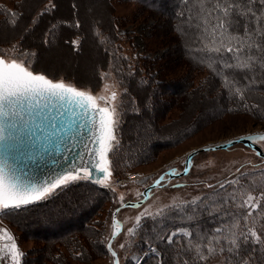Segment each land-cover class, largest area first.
<instances>
[{"label": "snow or ice", "instance_id": "6c2138e0", "mask_svg": "<svg viewBox=\"0 0 264 264\" xmlns=\"http://www.w3.org/2000/svg\"><path fill=\"white\" fill-rule=\"evenodd\" d=\"M180 4L184 5V10L177 15L185 25L194 27L200 34L203 47L196 51L217 54L223 68L243 72L247 81L245 86L234 87V81L227 75L223 76V86L243 102V108L259 110V104H248L245 93L250 86L264 91V78L259 75L264 73V0H180L176 7L179 8ZM55 8L56 4L49 0L39 16L51 13ZM10 15L13 17L11 23L15 26L19 14ZM61 23L69 24L68 21H59L51 25L49 32L54 34V29ZM69 26L80 28L81 24L76 20ZM67 42L79 48V39ZM11 52L14 55L6 58L9 53L0 49V216L46 201L79 181L109 187L114 157L121 146L120 114L116 106L101 107L98 101L105 104L114 102L117 93L113 91L110 97H97L90 91L66 83L63 78H49L47 74L32 70V58L36 53L21 52L17 45H13ZM207 66L220 74L212 63H207ZM105 75L102 74L101 78ZM244 139L254 143L264 142V134ZM89 140L95 147L89 146ZM81 145L83 150L77 151ZM188 155L186 164L190 166L193 153ZM256 155L262 156L264 153L257 151ZM9 159H28L37 167L43 161L46 165L61 167L62 171L40 183L24 181L14 165L8 163ZM187 170L186 167L185 172ZM236 171L240 175L234 179H227L218 185L207 184L211 192L196 196L191 201L165 206L177 210L183 208L193 216L204 212L212 215L215 212L219 218L220 214H225L231 220V223L221 220V226L195 242V234L186 228H178L166 237L160 236L170 246L179 243L177 237L188 238L180 249L174 251L195 253V261L189 255L188 258H181L179 264H190V261L203 264L212 257L221 256L222 264H264V224L257 226L260 218L264 217V190L254 195L255 187H246V174L240 169ZM171 174L180 173L173 169ZM165 175L159 177L156 186L165 179ZM120 203L121 207H139L137 203L126 204L123 196ZM229 203L238 209L237 213L221 212ZM118 212L120 208L113 213V231L107 241L112 264H120L112 243L122 231V222L116 219ZM163 213L164 209L155 214L145 210L136 216V226L127 229L128 235H136L144 216L154 219ZM0 239L10 241L0 250L3 252L0 259L21 264L24 253L12 233L0 228ZM119 247L123 249L126 245L121 243ZM149 251L158 256L156 248L150 247ZM157 264L163 262L158 260Z\"/></svg>", "mask_w": 264, "mask_h": 264}, {"label": "rangeland", "instance_id": "374dc122", "mask_svg": "<svg viewBox=\"0 0 264 264\" xmlns=\"http://www.w3.org/2000/svg\"><path fill=\"white\" fill-rule=\"evenodd\" d=\"M17 1L18 0H0V5L12 9ZM33 1L35 2V0L31 2L33 3ZM76 1V16L83 26L82 31L79 30L78 32L84 33V36L87 34L86 39L80 44L82 45L80 50L76 52L71 51L65 39L57 42V39L54 38L53 35L47 38L48 43L43 41V36L39 37V39L26 36V34L30 35L28 34L30 28L27 26L28 21L25 19L27 16L29 17L34 10L33 6L30 8L31 2H27V6L24 5V9L26 11L31 10V12L27 16H22L21 25H18L19 27L17 26V29L12 31L10 29H4V27L0 28V42L19 37L22 34L27 40V45L33 43L36 46L35 48L38 51V60L35 63L36 68L48 73L57 70L56 72L74 78L75 81L79 82V85L84 81H90L93 78L91 74L94 75L95 72L96 57L97 55L101 56V50H96L94 38L90 34V28L98 19L100 22L109 23V18H107L108 12L106 6L102 5L101 2L95 0ZM55 2L58 5L55 13L58 15L64 14V17L69 16L67 18L69 24L73 23L74 4L71 3L70 0H55ZM113 4V14L117 18L122 22L124 19L130 20V22L122 28L119 40L114 44L117 50V56L124 60L130 72L134 71L138 58H143L144 56L151 58L154 56L157 57L167 50L168 46L165 45L162 47V40L159 39L157 35H150V29L152 27L153 29L157 28L153 25L152 19L141 17L143 20H133L131 18L137 9L134 4L118 2H113ZM27 7L30 9H27ZM65 7L68 9V12L65 10ZM83 17L86 18L85 22V18ZM54 19L55 18H52L51 20ZM69 24H63L64 26H62L65 27L64 29H72ZM25 27L28 29H25ZM54 33H56V31ZM7 35L8 37L5 38ZM12 47L13 44L0 46V49L9 53L6 58H11V56L14 55V53L11 52ZM118 72V69L113 71L112 69H107L103 73L107 75L102 78L98 88H93V85L91 88H87L86 85L78 88L90 91L91 94L97 97H110L111 93L115 91L117 93L116 101H109L108 104H105L103 101H98V104L101 107L116 106L119 112L121 94L124 89L117 79L116 74ZM202 76L203 75L196 76V83L201 81L200 78ZM70 78L64 80L66 83L73 84L72 82L74 81ZM93 80L91 82H93ZM181 80V78L177 80L173 78L167 84H172L173 87H179L181 85ZM132 84L137 94V105L141 111L139 112L140 114L135 115L133 119L130 120V118H128L126 121L127 130H129L130 134L129 142H126V144L131 153L143 150L146 154L151 151L149 149L154 146V143L164 141V139L170 137L165 135L170 131L169 129L158 130L155 128L157 126H153L152 123L156 125L157 121H159L160 124H166L170 120L177 118L179 112L178 109L172 108L167 115L163 113L162 116H159L162 106L160 104L161 100L163 98L169 100L170 98H174L175 95L171 96L172 92L165 86L166 84H161L159 89L156 88L155 91H149L147 89L145 91V89L136 87L133 82ZM105 86H107V88ZM161 95H163V98ZM149 96H152L153 99L151 100ZM180 96L181 93L176 96V99H179ZM162 104L167 106L165 103ZM211 105L212 102L208 100L202 102L198 100V103L195 104L201 111L208 109ZM168 109L169 106L166 110ZM256 134H264V120L260 122L242 113H225L219 117H214V120L207 124H200L199 127L185 138L176 142L174 141V144L157 148L151 161L139 165L138 167L131 168L130 170H126L121 174L112 175L109 182L110 186L107 188L113 192L114 199L111 205L110 203H105L100 213H97L94 226L92 224L94 235L100 240L99 242L101 245H105L113 231L112 218L114 210L121 206L120 197L123 196L124 202H135L140 200L142 198V191L150 184L156 182L161 175L165 174H167L165 175V179L161 181L159 186L155 185L148 191L147 199L139 205V207L120 208V212L116 213V219L122 222V231L112 243L120 259V264L126 259H130L135 264H140L142 259L146 256L145 252L141 254L130 252L136 237L135 235L130 236L127 233L128 228L136 226V216L144 213L145 210L153 214L157 213L160 209H164V213L169 212L172 209L166 208L165 206L180 204V202L183 201H191L192 198L196 196L211 192V189L206 187L207 184L218 185L227 179H234L240 175V173L236 171L237 169H240L241 172L246 174V187L249 185L254 186L255 191L253 194L258 195L261 190H264V160L256 155L254 149L238 141L226 146V148H216L212 150L217 144L224 145L229 143L232 139L239 138V136L246 138ZM255 144L261 149L262 153H264V142H255ZM203 147L206 148L201 149ZM194 150L196 151L191 156V165L189 166L186 164V158H188V154ZM186 167L188 168L187 172H185ZM173 169L177 170L180 174L172 175L171 171ZM118 178L123 179L122 183H116ZM242 183H244V181H242ZM97 186L103 187L101 185ZM72 193L74 197L82 194L80 198L78 197L80 203L77 200V202H74L72 200L68 201L67 198H65L63 200V205V201L56 200L53 204L43 207L44 210L48 211L47 215L44 214L46 212H41V209L35 210L30 213L29 216L23 218L21 224H24L23 226L26 227L25 229L28 232H36V234L41 236L54 235L56 233H61L63 230H71L73 227L79 226L83 222L84 213L88 210L91 203L88 199H83V194L86 193H81V191H73ZM55 210L57 211L56 213ZM80 211L82 212L80 213ZM221 212L225 213L223 210H221ZM44 217L47 220L44 219ZM149 217L150 216L146 215L142 220ZM61 225H63V227H60ZM0 228L8 229L12 233L19 249L24 253V256L27 254L26 257L33 260V264H112L110 253H101V255H97L90 260H84L82 256L79 255L78 251H74V254L66 252L61 259V263L52 260V262H50L48 259L41 257L35 258L34 247L37 243L32 242L28 238H19L17 230L1 219V216ZM9 243L10 241L0 239V250L4 249V246ZM81 243L83 244V242ZM121 243H124L126 247L123 249L120 248L119 245ZM85 248L87 249L86 245ZM0 255H3V252H0ZM0 264H11V261L10 259H0ZM29 264H31V262H29ZM209 264L218 263L217 260H214Z\"/></svg>", "mask_w": 264, "mask_h": 264}, {"label": "trees", "instance_id": "16d2710c", "mask_svg": "<svg viewBox=\"0 0 264 264\" xmlns=\"http://www.w3.org/2000/svg\"><path fill=\"white\" fill-rule=\"evenodd\" d=\"M31 1L32 0H18L12 9L0 5V28L4 27V29H10L12 31L17 29L21 25L22 16H27L31 12V10L24 11L25 3ZM70 1L74 5L77 2L76 0ZM95 1L101 2L102 5L106 6L109 23L106 24L102 21L100 22L98 19L90 28V34L94 38L96 50H101V56L97 55L95 60L96 68L94 75L92 74V77L95 78L93 82H91L92 80H87L79 85V82L75 81L74 78H70L68 75L63 73H58L56 72L57 70H54V72L57 73L54 74V72L48 73L44 70L36 68L35 63L38 60V51L35 48L36 46L33 43L27 45V40L22 34L19 37L0 42V46L13 44L17 45L19 51L21 52L36 53L35 57L32 58V70L38 73L47 74L49 78L53 79L70 78L74 81L72 83L77 87H83L86 85L87 88H91L93 85V88H98L102 81L101 76L107 69H112V71L115 69L119 70L116 74L117 79L124 89L121 94V102L119 106V135L121 146L117 155L114 157L112 167L113 175L121 174L126 170H130L131 168L138 167L139 165L151 161L157 148L174 144V141L176 142L185 138L188 134L192 133L197 127H199L200 124H207L214 120V117H219L225 113H242L260 122L264 120V91H261L255 86H250L246 91L245 94L248 104L260 105L259 110L253 111H248L243 108V102L239 101L235 96L231 95V93L227 91V89L223 86V76L227 75L230 80H233L234 87H243L247 84V81L244 79V73L239 70L223 68L217 54L196 51V49L203 47L200 41V34L194 27L189 28L185 25L183 19L177 15L180 11L184 10L183 4H180L179 8L176 7V5L180 3V0ZM35 2L36 4L33 3L34 6L32 3L30 4V7H34V10L31 15L29 17L27 16L25 19L28 21L27 26L30 28V31L28 30V34L30 35L26 34V36L33 39H39V37L43 36V41L45 42L49 36L53 35V37L57 39V42L59 40L63 41L64 39L65 41L79 39L80 44L86 39L87 34L84 36V33L78 32L79 30L82 31L83 26L81 22L80 28L71 27L72 29L68 30L64 29L65 27H63V24H59L58 27L54 29V32L56 31V33L53 34V32H49L51 25L57 24V22L62 21V19L63 21L69 22L67 19L69 16L64 17V14L58 15L55 13L58 6L55 0H52V2L56 4V8L51 13L39 16V13L43 11L46 5H48L49 0H35ZM113 2L134 4L137 9L131 19L143 20L141 17L152 19L153 25L157 28L153 29L152 27L150 29V35H157L159 39L162 40V47L165 45L168 46L167 50L160 56H154L153 58L144 56L143 58H138L133 72H130L124 60L117 56V50L114 46V44H116L119 40L122 28L128 24L130 20L124 19L122 22L113 14ZM65 10L68 12L66 7ZM11 13L19 14V19L16 20L15 26L11 23V20L13 19L10 15ZM34 18L36 20L35 23H33ZM52 18L55 19L51 20ZM72 20H74L73 23L78 20L76 16V8H74ZM85 20L86 18L84 19V22ZM25 29L28 28L25 27ZM177 29H182L183 31H178ZM154 30L155 32L157 30L156 34ZM97 32L99 35H97ZM6 37L8 36H5V38ZM68 44L73 52L80 50L82 46L79 45V48L76 49L70 43ZM225 55L227 56V54ZM201 61L205 62L202 63ZM207 63H212L213 67L216 68L220 74L214 73L212 69L207 66ZM197 75H203L200 78L201 81L199 83H196ZM249 75L253 74L249 73ZM259 75L261 78H264V73ZM173 78L175 80L178 78L182 79L181 85L179 86L180 88L175 86L173 87L172 84H167ZM132 82L136 87L145 89V91L146 89L149 91H155L156 88L159 89L161 84H166L165 86H167L170 89L169 91L172 92L171 96L175 95L174 98H170L169 100L163 98V95H161L163 99L160 103L162 106L159 116H162L163 113H166L167 115L170 113L172 108L178 109L179 112L177 118L170 120L166 124H160L159 121H157L156 125L152 123L153 126H157L155 128L158 130L169 129L170 131L165 135L170 137L164 139V141L154 143V146L149 149L151 151L146 154L143 150L131 153L126 144V142H129L130 139L126 121L128 118H130V120L133 119V117L140 114L139 112L141 111L137 105V94ZM180 93V98L176 99V96ZM149 98L151 100L153 99L152 96H149ZM198 100L199 102L208 100L209 102H212V105L208 109L201 111L199 107L195 106V104L198 103ZM162 103H165L167 106H164ZM168 106L169 109L166 110ZM73 191L86 193L83 194V199H88L91 203L88 210L86 212L83 211L85 212L84 220L79 226L73 227L71 230H63L61 233H56L54 235L41 236L36 234V232H28L25 229L26 227L23 226L24 224H21V220L29 216V214L35 210L41 209L40 211L46 212L44 214L47 215L48 211L44 210L43 207L53 204L56 200L63 201L65 198H67L68 201L72 200L74 202L76 200H80L78 197L80 198V195L82 194L74 197L72 193ZM113 199V192L108 190L107 187H100L97 186V184L79 181L73 184L70 188L66 189L64 192L58 193L56 196H53L46 201H41L27 207H22L19 210L11 211L9 214L1 216V219L17 230L19 238H28L32 242L37 243L34 247L35 258L41 257L48 259L50 262L57 261L58 263H61V259L66 252L74 254V251H78L79 255H81L84 260H90L97 255H101V253L108 254L107 243L105 245L100 244V240L94 235L92 224L94 226L97 213H100L104 204L110 203L111 205ZM63 203L64 201L62 204ZM222 210L225 213L228 211H231L232 213L238 212V209L231 203L225 206ZM56 212L57 211L55 210V213ZM81 212L82 211H80V213ZM44 219L46 218L44 217ZM221 220L231 223V220H229L228 216L225 214H220L219 218L217 213L208 215L206 212L193 216L191 212H188L183 208H180L179 210L172 209L169 212L163 213V215L156 216L154 219L152 217L145 218L141 222V227L137 229V233L135 235L136 240L132 245L130 252H137L138 254H141L142 252L147 253L140 264H145V262H147V264H157L158 260L162 261L163 264H179L181 258H188L189 255L192 256L193 261H195V253L185 254L182 250L174 251L176 249H180L181 245L186 243L188 238L177 237L176 239L179 243L170 246L159 237H166L167 234L178 228H186L195 234L194 242L199 241L204 237H207L215 227L221 226ZM241 224H243V221H241ZM260 224H264V217L260 218V223L257 226L259 227ZM60 227H63V225ZM81 242H83V244ZM85 245L87 246V249L85 248ZM150 247L157 249L158 256H154L149 251ZM26 256L27 254L25 256L23 255L21 264H29V262L33 264V260ZM214 260H217L218 264H222L223 257H212L210 261L203 262V264H209ZM122 264L135 263H133L130 259H126L122 262ZM190 264H193V262L190 261ZM196 264H200V262H196Z\"/></svg>", "mask_w": 264, "mask_h": 264}, {"label": "water", "instance_id": "95a60500", "mask_svg": "<svg viewBox=\"0 0 264 264\" xmlns=\"http://www.w3.org/2000/svg\"><path fill=\"white\" fill-rule=\"evenodd\" d=\"M244 138L245 137H243V136H239V138H235V139H232L230 141L232 143L241 141L244 144H246L248 147H250L251 149H254V151L256 153H257V151L262 153L261 149L254 142H250L249 140L244 139ZM88 143H89L90 147H95V145L90 140L88 141ZM232 143H226L224 145L217 144L213 148L214 149L218 148L217 147L218 145L222 146V147H219V148H226V146H228V145H230ZM204 148H206V147H203L201 149H204ZM82 150H83V146L81 145V147L78 148L77 151H82ZM196 150H199V149H196ZM196 150L191 151V153H194ZM260 157L263 158V160H264V155H262ZM57 159H59V157H57ZM188 159H189V155H188V158H186V161ZM8 163L14 165V167L17 170V174L20 176L21 180L31 181V182H35V183H40L43 180L47 179L49 176L55 175L56 172L62 171L61 167L53 166L51 164L46 165L43 161L40 162V166L39 167H37V165L34 162H32V161H30L28 159H22V160H19V161H13V160L9 159ZM155 185H156V182H154L153 184H150L148 187H146L142 191L143 195H142V198L140 200H137L135 202H125V203L126 204L137 203V204L141 205L147 199L148 191H150V189H152ZM118 208H124L125 209V207H121V206L118 207ZM115 210H114V212H115Z\"/></svg>", "mask_w": 264, "mask_h": 264}, {"label": "bare ground", "instance_id": "6f19581e", "mask_svg": "<svg viewBox=\"0 0 264 264\" xmlns=\"http://www.w3.org/2000/svg\"><path fill=\"white\" fill-rule=\"evenodd\" d=\"M27 1H28V0H27ZM39 1H40V0H39ZM61 1H62V0H61ZM37 2H38V1H37ZM31 3H32V2H31ZM33 3L36 4V2H34V1H33ZM33 3H32V4H33ZM26 4H27V2L25 3V5H26ZM34 4H33V6H34ZM77 4H78V3H77ZM75 5H76V4H75ZM26 6H27V5H26ZM28 6H29V5H28ZM31 6H32V5H31ZM30 8H31V7H30ZM30 8L27 7V9H30ZM24 11H25V9H24ZM65 14H66V13H65ZM8 35H9V34H8ZM8 35H7V36H8ZM28 41H29V40H28ZM29 42H30V41H29ZM42 50H43V49H42ZM45 57H46V56H45ZM39 59H40V58H39ZM89 61H90V60H89ZM94 64H95V62H94ZM85 65H86V64H85ZM69 67H70V66H69ZM91 67H92V66H91ZM60 69H61V68H60ZM81 69H83V68H81ZM68 70H69V69H68ZM70 70H71V68H70ZM73 70H74V69H73ZM75 70H76V69H75ZM85 70H86V69H85ZM78 71H79V70H78ZM72 72H74V71H72ZM72 72H71V73H72ZM55 73H56V72H54V74H55ZM58 73H59V72H58ZM74 73H75V72H74ZM74 73H72V74H74ZM80 75H81V74H80ZM82 75H83V74H82ZM91 75H92V74H91ZM84 77H85V76H84ZM84 79H85V78H84ZM94 79H95V78H94ZM91 80H93V79H91Z\"/></svg>", "mask_w": 264, "mask_h": 264}, {"label": "built area", "instance_id": "2783aa9c", "mask_svg": "<svg viewBox=\"0 0 264 264\" xmlns=\"http://www.w3.org/2000/svg\"><path fill=\"white\" fill-rule=\"evenodd\" d=\"M132 178V177H131ZM122 181H123V179L122 178H118L117 180H116V183H122Z\"/></svg>", "mask_w": 264, "mask_h": 264}]
</instances>
